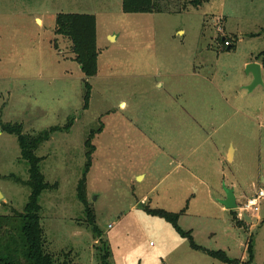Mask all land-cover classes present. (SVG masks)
<instances>
[{"label": "rangeland", "instance_id": "374dc122", "mask_svg": "<svg viewBox=\"0 0 264 264\" xmlns=\"http://www.w3.org/2000/svg\"><path fill=\"white\" fill-rule=\"evenodd\" d=\"M183 3L125 13L122 0H0V123L29 134L59 127L35 151L51 185L40 224L56 262L100 264L108 248L110 264H226L149 207L184 210L178 225L233 264L264 263V204L238 226L220 202L226 188L238 206L264 189V0ZM59 13L95 16L96 75L85 77L70 40L55 34ZM255 60L262 83L249 91ZM83 173L99 236L77 198ZM27 178L16 136L0 125V216L23 210Z\"/></svg>", "mask_w": 264, "mask_h": 264}, {"label": "trees", "instance_id": "16d2710c", "mask_svg": "<svg viewBox=\"0 0 264 264\" xmlns=\"http://www.w3.org/2000/svg\"><path fill=\"white\" fill-rule=\"evenodd\" d=\"M164 0H122V10L125 13H153L162 12ZM184 8L187 6L198 7L207 0H183ZM54 32L61 35L71 42V51L74 54V60L80 65L81 71L85 77H92L97 73V57L99 50L96 45V20L95 16L84 13H59L55 18ZM224 40V38H222ZM227 42L226 48H233V45ZM264 52L256 56L258 59ZM90 84L85 82L84 107L86 108L89 101ZM2 130L16 136L20 148V158L27 164L28 178L19 181L30 189L27 202L21 212L15 210L11 216H0V264H77L72 260L65 259L56 262L52 254L45 249V239L43 229L40 224L39 196L41 193L50 188L51 185L45 181V177L40 170L41 158L36 156L35 151L51 134L56 132L59 127H53L38 134L24 133L21 125L11 123H0ZM69 128V123L65 128ZM93 133L85 141L86 146V163L87 169L91 154L94 151V145L91 143ZM85 169V170H86ZM11 177L13 175H10ZM18 181V178H15ZM77 198L83 205L87 213L88 222L93 225V233L99 231L94 226V215L90 205L87 203L85 194V174L79 179L76 187ZM149 214L163 218L176 232L184 238H187L193 249L202 250L208 256L217 259L223 263L233 264L235 259L228 257L223 250H211L202 248L197 245L190 234V231L183 230L178 225L180 212H171L161 208H145ZM232 215L234 211H231ZM233 219L238 226H241V220L233 215ZM9 226L11 228L9 229ZM2 230V231H1ZM14 234L12 236V232ZM246 253L248 262L253 259V241L252 238L247 242ZM105 253L100 257V264H110V252L105 248ZM264 264V263H263Z\"/></svg>", "mask_w": 264, "mask_h": 264}, {"label": "water", "instance_id": "95a60500", "mask_svg": "<svg viewBox=\"0 0 264 264\" xmlns=\"http://www.w3.org/2000/svg\"><path fill=\"white\" fill-rule=\"evenodd\" d=\"M246 71L251 74L252 76V83L247 87L250 91L258 84L262 83V76H261V65L257 62L248 63L246 66ZM225 198L220 202L223 204L225 209L234 210L237 206L236 204V197L234 195L232 188L225 189ZM1 196V193H0Z\"/></svg>", "mask_w": 264, "mask_h": 264}, {"label": "built area", "instance_id": "2783aa9c", "mask_svg": "<svg viewBox=\"0 0 264 264\" xmlns=\"http://www.w3.org/2000/svg\"><path fill=\"white\" fill-rule=\"evenodd\" d=\"M264 204V189L259 187L251 196L245 197L243 205H237L233 210L236 217L243 219L242 212H250L252 214L258 213Z\"/></svg>", "mask_w": 264, "mask_h": 264}, {"label": "crops", "instance_id": "0c3cea01", "mask_svg": "<svg viewBox=\"0 0 264 264\" xmlns=\"http://www.w3.org/2000/svg\"><path fill=\"white\" fill-rule=\"evenodd\" d=\"M254 62H257V63H259L260 64V62L258 61V60H255ZM261 65V64H260ZM262 68V67H261ZM262 70V69H261ZM252 80V77H250V80L249 81H251ZM248 84V83H247ZM246 84V85H247ZM120 104H123V105H125V103L124 102H120ZM233 150V149H232ZM230 153H232V151L230 152ZM231 159H232V156H231ZM263 183H264V180L262 181ZM229 257V256H228ZM231 258V257H230ZM227 264V263H226Z\"/></svg>", "mask_w": 264, "mask_h": 264}]
</instances>
